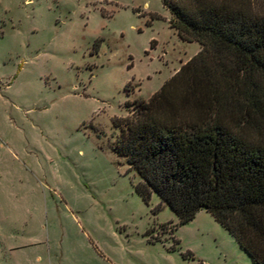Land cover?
Returning a JSON list of instances; mask_svg holds the SVG:
<instances>
[{
    "label": "rangeland",
    "instance_id": "1",
    "mask_svg": "<svg viewBox=\"0 0 264 264\" xmlns=\"http://www.w3.org/2000/svg\"><path fill=\"white\" fill-rule=\"evenodd\" d=\"M162 0H0V264H253L205 210L144 201L116 121L199 52Z\"/></svg>",
    "mask_w": 264,
    "mask_h": 264
},
{
    "label": "trees",
    "instance_id": "2",
    "mask_svg": "<svg viewBox=\"0 0 264 264\" xmlns=\"http://www.w3.org/2000/svg\"><path fill=\"white\" fill-rule=\"evenodd\" d=\"M200 49L148 101H133L115 149L178 217L208 212L264 264V0H162Z\"/></svg>",
    "mask_w": 264,
    "mask_h": 264
}]
</instances>
